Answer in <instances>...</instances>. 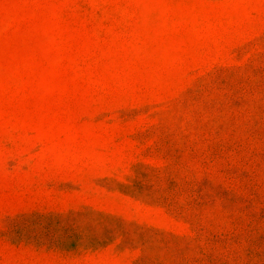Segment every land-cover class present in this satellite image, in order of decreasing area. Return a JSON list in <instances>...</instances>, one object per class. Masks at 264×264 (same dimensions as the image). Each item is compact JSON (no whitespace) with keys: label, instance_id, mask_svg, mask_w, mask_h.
Masks as SVG:
<instances>
[{"label":"rangeland","instance_id":"374dc122","mask_svg":"<svg viewBox=\"0 0 264 264\" xmlns=\"http://www.w3.org/2000/svg\"><path fill=\"white\" fill-rule=\"evenodd\" d=\"M0 264H264V0H0Z\"/></svg>","mask_w":264,"mask_h":264}]
</instances>
